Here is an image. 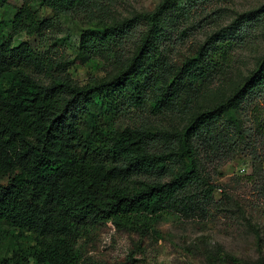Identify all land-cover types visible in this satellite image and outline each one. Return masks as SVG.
<instances>
[{"label": "trees", "instance_id": "obj_1", "mask_svg": "<svg viewBox=\"0 0 264 264\" xmlns=\"http://www.w3.org/2000/svg\"><path fill=\"white\" fill-rule=\"evenodd\" d=\"M8 1L0 0V10ZM39 1L55 19L85 17L78 58L112 59L117 72L77 83L68 61L38 53L24 41L13 43L19 32L53 26L52 17L27 3L15 12L0 41V264H95L79 245L95 227L110 222L147 234L163 215L207 214L217 186L205 166L239 151L250 157L249 179L261 173L264 180V109L256 101L264 97V59L182 130L125 126L113 132L99 121L101 115L148 102L168 113L180 114L184 103L191 109L200 85L220 74L237 45L217 39L175 62L158 44V34L177 0H162L152 12L112 24L100 0ZM246 102L251 115L244 111ZM258 185L264 192V182Z\"/></svg>", "mask_w": 264, "mask_h": 264}, {"label": "rangeland", "instance_id": "obj_2", "mask_svg": "<svg viewBox=\"0 0 264 264\" xmlns=\"http://www.w3.org/2000/svg\"><path fill=\"white\" fill-rule=\"evenodd\" d=\"M100 1L112 24L152 12L162 0ZM24 3L31 4L40 15L52 17L53 26L41 33L19 32L14 45L24 41L38 53L68 61L69 73L79 84L116 74L117 64L112 59L78 58L77 35L87 25L85 17L55 19L39 0L7 2L0 10V41L6 39L13 16ZM161 24L158 44L166 47L178 63L217 39H230L237 46L230 51V60L221 66L220 74L200 85L191 109L184 103L180 114L168 113L148 102L120 114L101 115L99 121L113 132L125 126L182 130L191 117L230 95L264 59V0H177L163 15ZM139 30L143 35L145 27ZM138 44L130 43L131 50ZM261 89L264 96V82ZM256 99L264 109V97L258 95ZM246 110L247 102L244 111L249 115L250 108ZM247 115L242 113L241 117L249 126ZM205 168L217 186L215 204L207 214H166L157 219L155 232L147 234L120 230L108 222L81 237L83 254L95 264H264V192L258 185L264 182L258 178L261 173L249 179L252 167L245 151Z\"/></svg>", "mask_w": 264, "mask_h": 264}]
</instances>
